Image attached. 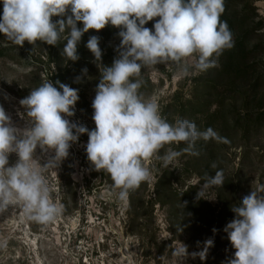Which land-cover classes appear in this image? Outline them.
<instances>
[{"label": "rangeland", "instance_id": "obj_1", "mask_svg": "<svg viewBox=\"0 0 264 264\" xmlns=\"http://www.w3.org/2000/svg\"><path fill=\"white\" fill-rule=\"evenodd\" d=\"M232 6L236 10L246 6L245 17L249 14L262 21L253 42L264 44V0H234ZM2 14L0 0V19ZM158 19L153 18L145 27L154 31ZM251 23L246 19L244 24ZM77 26L83 27V22ZM119 30L109 24L99 31L90 29L87 36L84 33L78 44L80 59L75 62L61 56L64 45L37 41L34 46L25 41L18 46L0 32V50L5 49L0 56V106L12 124L19 128L27 126L25 109L19 101L33 87L49 80L50 72L59 71L52 61L55 59L65 73L59 81L78 89L75 115L66 118L94 129L91 105L100 69L86 43L90 36H99L102 64L110 66L118 55ZM247 56L250 60H264V48ZM67 68L72 71L66 73ZM84 68L87 74L82 72ZM258 70L264 74V69ZM211 71L210 68L182 75L175 64H159L141 70L139 91L145 98L155 97L161 115L169 122L181 118L194 122L199 130L211 127L221 141L198 140V156L183 153L167 168L153 157L147 161L151 182L141 184L127 203H121L111 194L110 178L92 168L85 150L89 137L87 133L81 134L77 142L71 143L68 157L47 174L56 186L54 199L63 204V214L43 229L22 219L19 213L12 215L11 207L0 214V237L11 238L8 250L0 252V264H177L171 256L173 244L180 241L187 245L189 253L199 252L203 242L210 238L214 246L209 248L206 259L189 255L183 264H225L236 251L223 231L235 217L231 206L238 204L252 188L264 187V123L255 119L257 105L264 104V80L256 90L250 70L236 81L234 72L217 76L211 75ZM77 77H81L79 82ZM209 77L217 79L215 87L205 86ZM171 147L180 151L186 145ZM163 152L164 149L160 154ZM36 154L41 156V163L46 162L39 147ZM16 159L15 153L11 154L9 164ZM213 162L217 169L211 168ZM216 170L223 171V186L209 187L204 190V198L197 199L205 174L214 176ZM191 188L192 194L183 195ZM213 228L218 231L214 233Z\"/></svg>", "mask_w": 264, "mask_h": 264}, {"label": "clouds", "instance_id": "obj_2", "mask_svg": "<svg viewBox=\"0 0 264 264\" xmlns=\"http://www.w3.org/2000/svg\"><path fill=\"white\" fill-rule=\"evenodd\" d=\"M224 11V0H3L0 32L18 46L25 41L55 46L63 40L61 56L75 62L80 59L78 44L90 29L99 31L111 24L120 29L121 39L110 66L102 64L99 36H90L86 43L100 69L91 105L94 129L66 118L75 115L79 95L78 89L60 81L56 84L62 91L51 80H43L19 101L27 118L24 128L14 126L0 106V214L11 207L12 215L19 213L42 229L54 224L64 206L54 199L56 186L47 174L59 167L71 143L84 133L89 137L88 161L110 178L111 194L121 203H127L141 184L151 182L147 161L153 157L167 168L183 153L198 156V140L221 141L211 127L199 130L194 122L181 118L169 122L155 97L145 98L139 89L141 70L159 64H175L182 75L217 67L223 52L234 47L233 34L220 19ZM53 16L60 19L53 21ZM155 17L160 19L153 31L145 25ZM181 143L186 147L180 151L171 147ZM38 147L47 157L44 163L36 154ZM13 153L17 159L9 164ZM211 168L217 169V164L213 162ZM223 184L222 170L214 176L206 173L197 199L204 198L205 189ZM231 211L235 217L223 231L236 251L225 264H264V187L252 188ZM10 239L0 237V252L8 250ZM212 246L210 238L201 251L189 253L179 241L173 244L171 256L177 264L189 255L203 260Z\"/></svg>", "mask_w": 264, "mask_h": 264}, {"label": "trees", "instance_id": "obj_3", "mask_svg": "<svg viewBox=\"0 0 264 264\" xmlns=\"http://www.w3.org/2000/svg\"><path fill=\"white\" fill-rule=\"evenodd\" d=\"M233 1L234 0H224L225 11L221 15L220 19L221 21L227 22L229 29L231 30L233 34L234 47L223 52V54L218 59V66L211 68V75L218 76L221 74H231L234 72L232 73L234 74L233 79L236 81V79H239L242 73L250 70L253 75L252 87L257 90L261 88V84L263 83L262 81L264 80V74L258 72L259 68L264 69V60H250L249 56L247 55L251 53H260L263 51L264 44L256 41L253 42V40H255V36L257 35L256 33H259L258 31L262 27V21H256L255 18H251V15L248 16L249 14H246L247 17H245L244 12L247 11V7L244 6L241 10H236L232 8ZM246 19H250L252 23L245 25L244 23ZM239 22H241V25ZM87 34L88 33H86L84 36H87ZM65 43L66 41H62L59 43V45H64ZM249 46H251L250 50ZM4 52L5 49H1L0 56L3 55ZM52 61H54L59 66V71L56 73L50 72L51 75L49 80L56 83V81H59L60 78L65 77V73H63L64 70L61 69V63L58 60L54 59ZM70 65L75 69L74 64L71 63ZM71 71L72 69L69 68L65 70L66 73H70ZM216 81V78L209 77L205 86L210 85L215 87L216 84L214 82ZM255 114V119L260 123H264V104L260 103L257 105ZM238 123H240L239 120ZM190 194H192V188L183 195Z\"/></svg>", "mask_w": 264, "mask_h": 264}]
</instances>
